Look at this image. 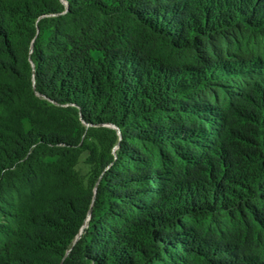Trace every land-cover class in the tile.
<instances>
[{"label":"trees","instance_id":"trees-1","mask_svg":"<svg viewBox=\"0 0 264 264\" xmlns=\"http://www.w3.org/2000/svg\"><path fill=\"white\" fill-rule=\"evenodd\" d=\"M0 264H264V0H0Z\"/></svg>","mask_w":264,"mask_h":264}]
</instances>
